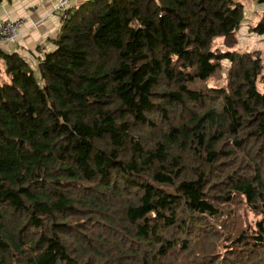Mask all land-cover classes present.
Segmentation results:
<instances>
[{
	"label": "trees",
	"instance_id": "1",
	"mask_svg": "<svg viewBox=\"0 0 264 264\" xmlns=\"http://www.w3.org/2000/svg\"><path fill=\"white\" fill-rule=\"evenodd\" d=\"M244 12L88 0L35 64L0 49V264H264V60L239 49Z\"/></svg>",
	"mask_w": 264,
	"mask_h": 264
},
{
	"label": "crops",
	"instance_id": "2",
	"mask_svg": "<svg viewBox=\"0 0 264 264\" xmlns=\"http://www.w3.org/2000/svg\"><path fill=\"white\" fill-rule=\"evenodd\" d=\"M86 1L88 0H72L70 9ZM17 18L24 21L19 37L13 43L0 45V49L18 53L29 63L35 64L44 50L52 48L49 41L57 34L61 25L54 9V0H1L0 20Z\"/></svg>",
	"mask_w": 264,
	"mask_h": 264
},
{
	"label": "rangeland",
	"instance_id": "3",
	"mask_svg": "<svg viewBox=\"0 0 264 264\" xmlns=\"http://www.w3.org/2000/svg\"><path fill=\"white\" fill-rule=\"evenodd\" d=\"M238 1L242 5H244V11H245L244 15L246 17L239 31V49L241 51H245V50L261 51L264 60V38L251 33L249 30L251 26H255L259 21V19L262 16H264V4H258L254 0H238ZM254 15L256 16L252 21ZM223 71L224 72L226 71L225 64L223 65ZM259 89L262 92H264V81H262V83L259 84Z\"/></svg>",
	"mask_w": 264,
	"mask_h": 264
},
{
	"label": "built area",
	"instance_id": "4",
	"mask_svg": "<svg viewBox=\"0 0 264 264\" xmlns=\"http://www.w3.org/2000/svg\"><path fill=\"white\" fill-rule=\"evenodd\" d=\"M72 0H54V9L58 14L60 23L68 16ZM24 21L22 19L0 20V45L15 42L20 35Z\"/></svg>",
	"mask_w": 264,
	"mask_h": 264
}]
</instances>
